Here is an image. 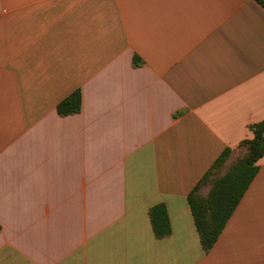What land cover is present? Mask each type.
Masks as SVG:
<instances>
[{
    "label": "crops",
    "instance_id": "crops-1",
    "mask_svg": "<svg viewBox=\"0 0 264 264\" xmlns=\"http://www.w3.org/2000/svg\"><path fill=\"white\" fill-rule=\"evenodd\" d=\"M263 118L256 0H0V264H264V155L208 252L187 203Z\"/></svg>",
    "mask_w": 264,
    "mask_h": 264
},
{
    "label": "trees",
    "instance_id": "trees-1",
    "mask_svg": "<svg viewBox=\"0 0 264 264\" xmlns=\"http://www.w3.org/2000/svg\"><path fill=\"white\" fill-rule=\"evenodd\" d=\"M256 1L264 5V0ZM81 108L82 93L78 88L56 105V112L65 116L79 113ZM248 127L252 136L241 140L237 146L244 148L242 155L235 157L226 170L220 173L221 167L233 152V148L225 147L187 195V203L204 252H208L217 241L258 171L257 160L264 155V118ZM204 185L208 186L205 194L201 191ZM148 216L155 238L170 234L171 228L164 203L150 207Z\"/></svg>",
    "mask_w": 264,
    "mask_h": 264
},
{
    "label": "rangeland",
    "instance_id": "rangeland-1",
    "mask_svg": "<svg viewBox=\"0 0 264 264\" xmlns=\"http://www.w3.org/2000/svg\"><path fill=\"white\" fill-rule=\"evenodd\" d=\"M244 151V148L241 147V148H235L233 149V152L231 154V157L225 162V164L221 167L220 169V173L224 172L226 170V168L228 167L229 163L234 160L235 157H239L242 155ZM208 189V186L207 185H204L202 186L201 188V191L205 194V192L207 191Z\"/></svg>",
    "mask_w": 264,
    "mask_h": 264
}]
</instances>
